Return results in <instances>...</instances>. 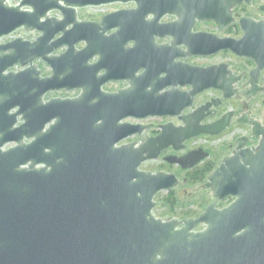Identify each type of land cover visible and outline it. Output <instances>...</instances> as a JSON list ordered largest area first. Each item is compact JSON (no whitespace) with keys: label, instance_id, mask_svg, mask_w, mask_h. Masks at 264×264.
I'll list each match as a JSON object with an SVG mask.
<instances>
[{"label":"water","instance_id":"water-1","mask_svg":"<svg viewBox=\"0 0 264 264\" xmlns=\"http://www.w3.org/2000/svg\"><path fill=\"white\" fill-rule=\"evenodd\" d=\"M10 1L0 0V264H264V126L253 122L258 144L244 147L247 138H239L209 173L202 186L213 200L196 217H160L157 193L180 180L140 167L229 123L227 114L201 124L218 99L181 111L208 88L230 98L240 76L226 63L200 67L182 58L227 50L250 59L247 84L257 89L264 20L240 18L238 39L192 32L196 20L222 29L232 8L251 0ZM128 2L134 7L99 21L77 18L78 9ZM165 15L175 19L161 22ZM18 30L28 36L2 41ZM111 81L127 86L103 90ZM61 90L80 93L46 99ZM152 116H178L183 125L144 136L147 125L127 121ZM206 156L196 149L166 159L187 169ZM227 197L226 206L219 202Z\"/></svg>","mask_w":264,"mask_h":264},{"label":"flooded vegetation","instance_id":"flooded-vegetation-1","mask_svg":"<svg viewBox=\"0 0 264 264\" xmlns=\"http://www.w3.org/2000/svg\"><path fill=\"white\" fill-rule=\"evenodd\" d=\"M255 0H251L249 4L243 2L240 5L234 6L232 8V17L233 20L225 25L222 29L218 28V25L213 20H196L194 26L192 27V32H205L210 34H215L218 37H232V38H240L243 35V31L239 25V19L242 17H248L255 21H262L264 20V11L260 10V6L264 5L263 2H257L255 5V11L256 14H246L244 12H241V8H248L251 7L254 4ZM10 3H15L14 0H11ZM99 7V6H97ZM100 7L105 8V11L103 13H93L92 7H85L82 9L77 10V18L78 20H86V21H99L101 17L107 13L117 11L124 8H133L134 3L128 2V3H112V4H106L101 5ZM99 8V9H102ZM238 9H240L238 11ZM80 10H83L82 13H80ZM98 10V9H97ZM86 12V13H85ZM52 15H57L56 12L51 13ZM175 17L171 15H165L163 18H161V22H168L174 20ZM233 26V29H235V32L237 33H229L230 27ZM116 28L111 29L107 31L106 34H110L114 32ZM15 33H19L21 36H28L27 33H25L22 30H18ZM26 34V35H25ZM33 36L37 35V33H33ZM12 39V38H11ZM171 37H164V38H158L155 37V43L157 44H163V43H169L171 41ZM9 39H2V41H6ZM129 46L133 45V42L130 41L128 43ZM85 46L84 42H79L76 47L82 48ZM181 48L185 49L183 45H181ZM226 55L229 57V60L224 61H218V62H207V63H197L192 60L194 59H210L215 56L219 55ZM95 59H91L90 61L93 62ZM183 62L188 63L192 66H200L205 67L209 65H215L220 63H226L228 65V68L232 71L234 76H240V79L234 84L235 88L237 89V92L231 96L230 98H223V95L221 91L213 88H208L205 90H202L201 92L197 93L193 97L192 104L185 107L181 111V115L190 114L199 107L205 105L207 102H211L212 100H220L217 106H214L213 104L210 105V107L205 111V117L201 120V124H211L225 115L229 114V123L228 125L218 134L215 135H209V134H200L198 136L189 138L182 142V148L176 150L172 145L164 148L158 157L156 159H150V160H161V167L155 171L151 172H169L175 174L180 182H185L188 177H191V174L189 173L191 170L197 168L198 166H201L203 164L206 165H212V169L208 172L211 173L215 167L221 163L224 157L231 155L233 149L236 147V141L241 137H246L247 141L244 147H254L258 144L259 139L252 135L253 132V122H258L261 126H264V68L260 71L258 75V79L256 82V90L252 89V86L250 84H247V81L249 79V72L251 69L255 67V64L252 60L247 58H240L232 54L231 52L227 50L219 51L215 54L211 55H192L186 58L181 59ZM38 67L41 69V74L43 76H46L50 73V70L48 66H46L43 62L37 61ZM43 65L44 69L42 68ZM142 70H139L138 73H140ZM113 85L114 87L108 88V86ZM127 86V82L125 81H111L107 82L102 86V89L108 92H114L118 89L124 88ZM180 90L187 91L189 90V86H183L179 87ZM55 93H57L55 95ZM80 93L79 90H72V91H65L61 90L58 92H51L46 95V99L50 97H75ZM51 94V95H49ZM152 117H159V118H169L168 120H165L160 123H144L143 120H137L133 118H128L127 121L131 123H140L142 125H147L148 128H146L143 131L144 136H156L161 132V126L167 123H171L175 127H179L183 125V121L178 116H152ZM262 117V118H260ZM150 118V117H148ZM147 119V118H145ZM133 139L125 140V142H131L135 141L138 136H133ZM216 141H218V145H225L224 148H226V153L220 157V161L216 164L215 158H217L216 154L213 153V148L210 146H215ZM196 149H202L203 152L207 154L206 157L198 161L194 166L191 168L183 169L179 164L176 163H170L167 161V157L169 156H176L181 157L188 152ZM147 160V161H150ZM145 161V162H147ZM143 162V163H145ZM142 163V164H143ZM141 164V165H142ZM141 167V166H140ZM174 169H177L180 173L186 175L182 179L174 173ZM192 173V172H191ZM206 176V179H207ZM206 182V181H205ZM204 182V183H205ZM203 185V184H202ZM203 187V186H202ZM210 190V189H208ZM211 192V190H210ZM212 195V192H211ZM213 200V196H212ZM211 200V201H212ZM224 200H229L227 204H229L233 198L227 197ZM210 201V202H211ZM209 202V203H210ZM226 204V205H227ZM208 205V204H207ZM225 205V206H226ZM224 207V206H223ZM222 208V207H218ZM204 209V208H203ZM203 211V210H202ZM201 211V212H202ZM200 212V213H201ZM199 215V214H198Z\"/></svg>","mask_w":264,"mask_h":264},{"label":"rangeland","instance_id":"rangeland-1","mask_svg":"<svg viewBox=\"0 0 264 264\" xmlns=\"http://www.w3.org/2000/svg\"><path fill=\"white\" fill-rule=\"evenodd\" d=\"M264 0H255L254 4L251 7L248 8H241L238 9V11L240 10L241 12H244L246 14H256L255 11V5L257 4V2H263ZM15 2V1H14ZM83 10H80V13H82ZM105 11V8L102 9H98V10H93V13H103ZM86 13V12H85ZM230 32L229 33H236L235 29H233V26L229 28ZM237 34V33H236ZM222 60H229V57L226 55H219V56H215L212 57L210 59H194L192 61L197 62V63H207V62H218V61H222ZM44 67V66H43ZM44 69V68H43ZM114 87L113 85L108 86V88H112ZM57 93H55L56 95ZM51 95V94H49ZM58 95V94H57ZM262 118V117H260ZM169 118H159V117H150L147 119H144L143 122L144 123H149V122H153V123H160L163 122L165 120H168ZM134 137H131L127 140L133 139ZM215 146H210L213 148V153H215L217 156V158H215L216 164L220 161V157L222 155H224L227 151L226 148H224L225 145H218V141H216ZM161 160H150L147 161L145 163H143L141 165V167L144 168H148L151 170H157L159 169V167H161ZM175 173H177L179 175V177L182 179L183 177H185L186 175L180 173L177 169H174ZM208 172H206L204 178H202L201 183L196 184V185H192L190 183H188V181L185 182H180V184L173 189V192H169V191H161L159 193H157L156 195V207L155 210L159 215H166L164 216L165 218L167 217H176L175 213L178 212H182V211H191V210H195V203L197 202H201L202 203V209L209 204V202L212 200V195L210 190L203 188L202 184L206 181V176H207ZM189 179L192 178V176L188 177ZM229 200H222L219 201L221 202L223 205H226L228 203ZM169 209H171V212H168ZM200 214V213H199ZM196 217V216H194ZM179 219H184L181 217H177ZM202 225H199L197 228H201Z\"/></svg>","mask_w":264,"mask_h":264},{"label":"trees","instance_id":"trees-1","mask_svg":"<svg viewBox=\"0 0 264 264\" xmlns=\"http://www.w3.org/2000/svg\"><path fill=\"white\" fill-rule=\"evenodd\" d=\"M212 169V165H206L203 164L201 166H198L197 168L191 170L189 173L191 174L192 178H188L186 181H188V183L192 184V185H196L201 183L202 178H204L206 172H209ZM192 172V173H191ZM169 192H173V189L169 190ZM195 210H191V211H182V212H178L175 213L176 217H181V218H190V217H194L197 216L202 209V203L201 202H197L195 203ZM168 212H171V209H169ZM168 215V214H166ZM164 215V216H166ZM160 217H162V215H159Z\"/></svg>","mask_w":264,"mask_h":264},{"label":"built area","instance_id":"built-area-1","mask_svg":"<svg viewBox=\"0 0 264 264\" xmlns=\"http://www.w3.org/2000/svg\"><path fill=\"white\" fill-rule=\"evenodd\" d=\"M99 8H102V7H92V9H94V10H97V9H99ZM26 35V34H25ZM16 36H21L19 33H13V34H11L10 36H8V37H6V39H11V38H14V37H16ZM23 36V35H22Z\"/></svg>","mask_w":264,"mask_h":264}]
</instances>
